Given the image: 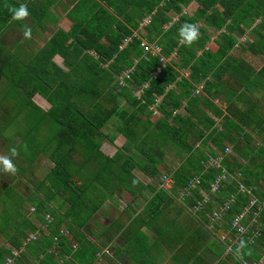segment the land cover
Returning a JSON list of instances; mask_svg holds the SVG:
<instances>
[{"label": "trees", "instance_id": "16d2710c", "mask_svg": "<svg viewBox=\"0 0 264 264\" xmlns=\"http://www.w3.org/2000/svg\"><path fill=\"white\" fill-rule=\"evenodd\" d=\"M191 1L77 0L70 9L67 8L70 28L67 31L57 29L36 54L27 61H20L11 46L5 45L7 38L13 37L18 41L15 31L23 28L24 32L26 26L31 28V36L37 31L46 30L50 22L55 21L51 9L58 8L62 1L0 0V68H7L5 73L9 76L13 75L8 70L9 64L19 71L13 84L15 90L28 98L38 92L47 98L51 107L63 101L61 90L74 88L78 91L74 95L75 99L73 96L53 116L59 130L54 144L52 143L51 152L54 153L50 158L54 163L51 174L60 183L57 193L71 203L64 217L78 240V247L72 257L81 264H97L96 246L85 239L81 232L78 233L86 218L100 205L99 202L90 205L89 210V200L99 199L93 191L85 194L88 188H92L90 184L93 180L100 184L111 174L112 177L118 175L116 178L123 181L122 174H128L136 167L146 176L154 178L159 172V162H165V154L170 152L180 157L181 162L174 169H167L173 184L169 189H157L154 196L156 207L159 208L158 201L164 199L176 201L178 192L187 186L192 176L197 175L200 176L199 188L196 192L191 191V197H185L186 202L195 204L201 198L199 189L209 192L210 182L220 172L214 166L207 168L205 163L210 157L223 153L226 147L224 141L230 139V129L233 126L238 129L237 124L230 123L231 119L223 116L222 110L211 100L221 94V87L224 89L227 84L231 86L233 81L242 86L250 80V76L243 77L246 74L233 79L222 78L229 71V66L240 67L242 63L241 60H230V51L236 40L232 35L235 28L228 23L229 18L241 21L246 10L251 11L248 15L258 16V7L262 6L264 9V6L257 0H195L198 5L189 15L183 12V8ZM21 5L27 7L29 15L22 20L12 19L13 14L9 9H18ZM239 7L242 8L238 10ZM146 16L150 19L142 31L139 23ZM174 16L176 19H173ZM200 21L204 26L197 25ZM186 23L195 24L198 28V38L191 44L180 35V29ZM208 26L217 30L224 28L214 41L217 45L215 50L206 47V43L210 41ZM143 41L158 47V53L152 54L149 49L146 50L142 45ZM256 44L253 49L264 50V37ZM88 50L95 55L89 54ZM173 53L177 55V60L170 58ZM56 54L63 58L67 70L52 61ZM185 69L190 70L188 77L182 75L181 70ZM124 72H128L129 77L124 76ZM85 73L88 74L86 84L90 86L78 90L82 86L79 78L84 77ZM198 79H204L202 91L211 96V99L195 94L194 83ZM226 89L225 98L230 100L234 95L232 86ZM182 108L186 116L178 112ZM205 109L214 116H223L221 125L230 127L219 131L214 117ZM53 111H48V114L53 115ZM156 113L157 116L152 119V115ZM107 123L111 125L108 128ZM182 128L195 140L201 141L202 145L210 142L206 151L200 149L199 145L194 147L183 138ZM112 129L122 134L125 141L112 157L103 156L100 146L106 140L112 144V137H108ZM77 142L89 152L88 159L79 166L74 164L72 158ZM234 149L238 150L235 146ZM257 150L255 154L260 156L261 149ZM239 154L243 156L242 153ZM89 162H92V168L85 179L81 172ZM116 163L118 168H114ZM221 164L229 172L227 178L217 192L210 193L211 202L199 213H209L215 202L221 203L232 193H237L232 176L235 171L241 173L245 185L251 186L259 198H264V185L260 181V178L264 179L263 171L254 173L249 166L245 167L237 158L227 155L223 157ZM260 167L264 170V164ZM73 175L79 177L80 184H74ZM89 177L94 179L89 181ZM41 187H45L43 183ZM46 190L43 200L36 204L38 211L47 212L55 219L49 222L48 230L38 244L45 249L53 243L54 236L59 235L54 230L55 223L64 221V217L57 216L55 209L48 205L55 194L50 189ZM247 201L246 193H237L236 202L225 216L226 227H229L232 215L239 212ZM151 205H148L146 211H152ZM259 218V227L264 234V211ZM24 233L15 239L14 247L21 246ZM25 244L26 249L32 245L37 246L33 242ZM65 244V241H61L60 247ZM6 252L10 254L9 251ZM3 262L4 259L0 257V264Z\"/></svg>", "mask_w": 264, "mask_h": 264}, {"label": "crops", "instance_id": "0c3cea01", "mask_svg": "<svg viewBox=\"0 0 264 264\" xmlns=\"http://www.w3.org/2000/svg\"><path fill=\"white\" fill-rule=\"evenodd\" d=\"M61 1L62 3L58 7L61 9V12L57 10L58 8L51 9V11L56 10L60 16L62 15L64 19L70 21L67 17V8L69 7L68 9H70L77 0ZM257 1L264 6V0ZM244 4H246V1H244ZM240 8L242 7H239L238 10ZM244 13L245 16L241 18V21L236 18H229L228 23L235 28L232 35L236 43L233 47L239 46L242 50L246 49L251 51V53L236 54L233 52L234 48H232L230 51L231 62L241 60L242 63L240 67L232 68L233 66H229V71L223 74L222 78L230 77L233 79L238 75L246 74L243 77L250 76V80L242 86L233 81V85L231 86L234 95L231 96L230 100H226L225 98V93L228 90L226 88H231L227 84L226 88L222 89L221 87V94L211 101L222 110L223 116L226 115L231 119L230 123L237 124L238 127L236 129L231 124L233 127L229 132L230 139L225 140L224 145L230 147V151L234 154L233 157L237 158L238 162L245 167L249 166V169L253 170L254 173H258L259 171L264 172L263 168L261 169L260 167V165L264 164V50H255L253 48L264 37V9L262 6H259L256 11L259 14L254 17L248 15V13H251L249 10L244 11ZM58 14L54 13L55 21L53 23L50 22V25L46 29L47 31H37L30 38L24 37V45L29 46L32 42V45L38 43L37 49L35 48L36 50L31 52L24 61L29 60L30 57L36 54L57 29L67 31L70 28L71 21L69 27L64 28ZM53 24L57 25V27L53 28ZM139 25L142 27L141 22ZM212 29L216 35L212 41H215L218 38L217 34L223 32L224 28L218 30ZM46 32L49 33L45 35L44 33ZM249 35L253 36L254 39L253 37H249ZM239 37H245V42L239 41ZM20 41L22 40H19L17 44ZM5 45L8 44L5 43ZM24 52L26 53L27 51ZM88 52L91 54L90 50ZM52 61L58 67L67 70L63 63V58L59 54L53 56ZM203 83L204 79H198L194 83V90L199 89L201 86L203 87ZM12 91L15 92L16 90L12 89ZM202 93L211 99V96L205 94L204 91ZM2 98L3 96H1ZM7 98L5 97L3 100ZM1 99L0 113L3 108L7 109L9 106L8 102ZM25 99L28 100V106L33 105L41 110L42 116L38 120V124L41 126L47 121H45L42 109L44 110L45 107L50 108L52 105L47 98L38 92ZM217 99L220 100V104L216 103ZM205 111L212 114L206 109ZM45 113L48 114L47 111ZM4 115L6 116V114ZM211 116L213 117L214 115ZM223 116H214L216 121L215 126L219 131L227 130L230 127V125L228 127L221 125L224 121ZM10 122L11 120L9 119L4 126L7 127ZM106 125L107 128L111 126L109 123ZM2 130L3 132L0 131V156L10 157L17 168L15 174H12L4 171L3 166L0 165V257H2V260L4 259L2 264H7L6 258L8 254L6 251L10 252L7 245L14 247L13 242L24 232L25 238L21 246L19 248L14 247L15 249H20L17 250L19 257H14L12 264H81L72 257L74 250L78 247V240L75 237V231L68 226V222L64 217V213L70 208L71 203L67 202L64 197L61 199L60 194L57 193L60 183L51 174L52 167H50V164L42 160L49 151L45 153V148L42 149L40 147V150L38 148L36 152L31 154V158L28 160L25 154L23 156L20 153L12 157L11 149L13 148L12 143L15 141V138L9 132H6V128ZM58 130L59 127L55 130L54 135L51 136L52 141L55 140ZM182 132L183 138L191 140L190 137L184 136L183 129ZM25 136L27 137L28 135L24 134V141H27V144L30 143V146L38 142V135H32V138H25ZM115 139H119L118 142H121L120 136ZM19 141L23 140L18 138L16 143H22ZM104 142L102 141L101 143L100 152L103 156L107 157H112L116 149L123 144L118 146V143L114 140L112 144L108 145L112 151H107ZM51 144L52 142L48 148L52 147ZM234 146L238 150L240 149L239 152L244 157L239 154L238 150L234 149ZM80 148L84 150L85 160H87L89 152H86L81 146ZM258 148L261 149L260 156L255 154ZM81 149L77 151L82 156ZM73 154L75 155V153ZM249 159L253 162H250ZM73 160L76 166L83 163L75 161L74 158ZM119 162L122 161L120 160ZM91 166L92 162L90 163ZM115 166L118 168L117 163ZM73 167L74 165H72V169ZM74 176L76 177L74 179L72 176L74 184H80L79 177L77 175ZM122 177L123 181L109 174L100 184L93 180L94 178L89 177V181H93L90 184L92 188H88L87 192L93 191L99 196V199L89 200V210L90 205L93 206L97 202L100 205L89 218H86L85 224L79 228L78 233L81 232L85 239H89L96 246L95 260L97 264H239L236 257L225 253L223 244L218 240V236L222 232L225 233L228 227L222 225L215 227L213 230L207 229L208 217L206 214L191 213L186 204L180 203L177 200L174 201L168 198L164 199V201H158L160 206L157 208L154 196L159 186L157 182L146 176L138 167L132 168L128 174L124 172ZM84 178L86 179V175ZM260 181H262V178H260ZM42 183L45 187L40 188ZM9 187H12V190L21 191L23 199L16 198L13 200L2 197V195L6 194V191H10L8 190ZM46 188L55 194L48 205L55 209L57 216L64 217V221L55 223L54 230L59 235L54 236L52 239L53 243L47 249L43 246H38L39 240L44 238V232L48 230L47 224L55 221V219L54 216L47 212L38 211L36 207V204H39L43 200V196L47 192ZM122 189L124 190L122 195L126 197L127 193L131 195V198L125 204H121L124 200L119 195ZM28 196H35L37 203H29L26 200ZM256 196L258 197L257 194ZM152 199L153 204L151 205ZM120 205L123 209H117ZM148 205L153 206L150 212L146 211ZM110 208L113 210L108 211ZM125 211L127 212L125 213ZM46 215L52 216V220L48 221ZM257 225L259 226V223ZM221 230L223 231L221 232ZM32 234H35L37 237L35 239L30 238L29 235ZM55 237L59 238V243L56 242ZM257 239L255 243L250 241L245 242V247L241 249V256L250 261L260 260L259 264H264V257L261 259V255L264 254V234L262 233ZM61 241L66 242L65 246L60 247ZM28 242L37 243V246L32 245L26 249L25 245L27 244L25 243ZM71 243H73L72 246Z\"/></svg>", "mask_w": 264, "mask_h": 264}, {"label": "rangeland", "instance_id": "374dc122", "mask_svg": "<svg viewBox=\"0 0 264 264\" xmlns=\"http://www.w3.org/2000/svg\"><path fill=\"white\" fill-rule=\"evenodd\" d=\"M197 2L195 0H192L189 5L185 6L183 8V12L184 13H187L189 15H191L192 11H194L197 7ZM68 7V5H66ZM62 8V7H61ZM69 8V7H68ZM59 12H61V9H57ZM55 11V12H54ZM53 12L57 15L58 13L56 12V10H54ZM61 14V13H60ZM58 16L60 17L61 19V22L63 24V27L64 28H68L69 25H70V21L68 19H64V17L61 15L58 14ZM148 17H145L144 20L141 21V25H145L146 22L145 20H147ZM173 19H176V16H174ZM64 20V21H63ZM66 20V21H65ZM58 24V23H57ZM197 25H203V23L200 21L197 23ZM204 26V25H203ZM53 28L57 27V25L55 26V24L52 25ZM213 27L211 26H208L207 27V33L210 35V41H208L206 43V47H209L211 48L212 50H215L217 48V45L215 44L214 41H212V39L216 36L214 34V31L212 29ZM47 31V30H46ZM143 31V29H142ZM23 33V28H20V31H15V35H17L19 37V40H22L20 41L18 44L17 42L19 41H16L13 37H8L7 38V41H5L6 44L8 45H12L10 48L12 49L13 53L18 55L19 57V60L20 61H24L26 60V57L31 53V52H34L37 48V44L36 43L35 45H32L33 42L28 46V45H24V35L22 34ZM49 32H46L44 33L45 35L48 34ZM233 34V32H232ZM219 34H217L218 36ZM16 36V37H17ZM249 37H253L251 35H249ZM245 37H239V41L241 42H245ZM254 39V37H253ZM12 41V42H11ZM10 43V44H9ZM25 43H27V41H25ZM17 44V46H15ZM36 48V49H35ZM234 48V47H233ZM24 51H27L26 53ZM158 51V49H156V52ZM233 52L236 53V54H244V53H251V51L249 50H242L241 47L237 46L233 49ZM91 53L93 55H95V53L93 51H91ZM200 53V52H199ZM171 59L173 60H177L178 57L177 55H175V53L172 54V56L170 57ZM57 61H59L57 59ZM60 63V62H59ZM62 66V64H61ZM8 70L12 71L13 75L12 76H9L7 75L5 72H7V68L4 69V70H1L0 68V99H1V96H3V98L1 100H3L5 97H8L6 100H3L5 102H8L9 106L8 108H3L2 112L0 113V131L3 132L2 129H9V131L6 130V132H9L12 136H14L15 138V141H13V148L16 149L17 153H20V154H25L26 156V159H30L31 158V154L36 152L37 149L39 148L40 150V147L45 151V153L47 151H49V153L44 157L42 158V160L46 161L48 164H50V167H53L54 166V163L53 161L51 160L50 156L51 154H53L51 152V148H48V146L50 145V143H54L51 139V136L54 135L55 133V130L59 127L57 121L55 122V120L53 119V116L54 114H56L57 112H59V108H61L63 106L64 103H66L68 100H70L74 95H76V93H78L77 90H75L74 88H71L69 90H61V94L63 96V101L62 102H59V104L51 107L50 108H44V110L42 109L43 111V116L45 117V121L41 126L38 124V120L39 118L42 116V112L39 108L37 107H34L33 105H27V101L25 98H26V95L23 96V94L18 90H16L15 92L12 91V89H15V86H13V84L15 83V80L16 78L18 77L19 75V71L16 69V67H14V65H11L9 64L8 66ZM182 73L185 75V76H188V74L190 73V70L189 69H185V70H181ZM182 74V75H183ZM86 75H88L87 73H85L84 77H80L79 78V84L82 85L81 87H78V90H82L84 88H88L90 86V84H86L88 79L86 77ZM183 75V76H184ZM202 87V86H201ZM201 87L196 90H194L196 93L195 94H198V95H203L202 91H201ZM76 96L73 97V99H75ZM215 98V97H214ZM9 99V100H8ZM213 99V98H212ZM160 100V99H159ZM4 103V102H2ZM1 103V104H2ZM61 103V104H60ZM217 104H220V100L217 99ZM40 107V106H39ZM51 110H54L53 111V115L50 114H46L45 112L47 111H51ZM56 112V113H55ZM179 113H181L182 115L186 116L185 114V111L184 109H180L178 110ZM6 114V116L4 115ZM210 115H213V114H210ZM157 116V113L152 115V119H154L155 117ZM214 117V116H213ZM11 120L10 124L6 127L4 126L8 120ZM109 126V125H108ZM9 127V128H8ZM110 127V126H109ZM183 129V128H182ZM111 134L108 136L109 138L112 137V140L116 143H118V146L121 145L122 143H124L125 141V138L122 136V134L118 133L117 130L114 131V129H112L111 131ZM8 133V134H9ZM184 133L186 137H190L191 140L189 139H186L188 140L191 144L194 145V147L196 146H200V149H205L204 151H206V147L208 144H210V142L207 144V145H202L201 141L199 140H195L190 134L189 132H187L186 130H184ZM24 134H27L28 136L27 137H30L32 138L33 136L32 135H38L37 138H38V142L33 145V146H30V143L27 144V141H24ZM18 136V137H17ZM121 138V142H118L119 139H115L116 137H119ZM25 136V138H27ZM18 138H21L23 141H19V142H22V143H16L17 139ZM48 139H51V140H48ZM194 139V140H193ZM32 142V141H31ZM109 144H111L108 140H106L104 142V145L106 146L107 148V151H112V149H110V147L108 146ZM197 144V145H195ZM52 145V144H51ZM80 146L82 147V145L77 142L76 145L74 146V151H72L74 154H72V157L75 159V161L81 163V162H84L85 159H86V156L84 154V150H82L80 148ZM83 148V147H82ZM41 149V150H42ZM81 149L82 150V156L81 154L77 151ZM86 150V149H85ZM87 152V150H86ZM232 151L226 153L227 157H233L234 154L233 152L231 153ZM61 154V153H60ZM55 156V154H54ZM82 157V158H81ZM139 158V157H138ZM165 162H159V165L157 166V169H158V173L157 175L152 178L155 182H157L158 186L160 187L161 186V182H164V184H166V182L164 181V177H168L167 175L168 172H167V169L168 168H175L180 162H181V158L180 157H177V156H174L173 153H166L165 154ZM83 160V161H82ZM210 161V162H208ZM209 163L206 167L208 168L209 166H215L217 167L215 164H213V157H210L207 162L205 163V165ZM90 163H87L86 165V168L84 170H82V174H83V177L86 175L89 174L88 172V169H90ZM116 168V166L114 167ZM225 167H222L220 168V170H224ZM76 170V169H75ZM85 174V175H84ZM170 176V175H169ZM232 176L233 178L235 179V182H236V189L237 187H239L238 182H242V178L243 176L242 175H237V178L234 176V174L232 173ZM114 177H118L117 176H114ZM73 178L76 179V177L73 175ZM172 179V178H171ZM113 182V181H112ZM262 185H264V179L262 178V181H261ZM247 186V185H246ZM167 187L170 188L172 187V181H169L167 183ZM191 188L188 190L187 187H184L183 189H181L178 194L176 195V200L178 202H183L184 204L187 205V207L193 212L194 211V206L191 205L190 203L186 202L185 201V197H191V190L192 191H197V188L199 187H196L195 186H190ZM251 187V186H250ZM8 190L10 191H6V194L2 195V197H5V198H8V199H23L22 196H21V191L19 190H12V187H9ZM124 190L122 189L120 191V197H122V199L124 200L121 204H125L130 198H131V195L127 193V197L125 195H122V192ZM205 191L203 189H199V193L202 194L204 193ZM11 193H13V195H11ZM248 195V199L252 196V195H256V193L253 191V188L251 187V190L249 192H244ZM85 194H89V192H86ZM59 196V195H58ZM61 196V195H60ZM148 196V195H146ZM64 196H61V199L63 198ZM147 198V197H146ZM142 199V197H141ZM26 200L29 202V203H35L36 202V198L35 196H28L26 198ZM198 200V199H197ZM143 201V200H142ZM113 202V201H112ZM248 202V201H247ZM218 201L215 202L212 206V209L218 207ZM111 206V205H110ZM119 208L117 209H123L121 208V205L118 206ZM110 210H113V209H109L108 211ZM119 211V210H118ZM127 211H125L126 213ZM194 213H199V212H195ZM200 214V213H199ZM208 217V214L205 213ZM227 214V213H226ZM46 218L48 219V221L52 220V216L50 215H46ZM209 222V220H208ZM208 222L206 224V227L209 229V230H213L215 227L217 226H224L225 225V222H226V218L225 216L221 217L220 219H211L210 220V223L212 225V227H209L208 226ZM258 223H259V218H258ZM48 226V224H47ZM262 226L264 227V224H262ZM223 228V227H221ZM223 230H221L222 232ZM227 231V230H226ZM225 231V232H226ZM64 233V232H63ZM65 234V233H64ZM30 238L32 239H35L37 236L34 234L32 235H29ZM56 238V242L59 243V238L58 237H55ZM244 238H242L243 240ZM218 240L220 241V243L222 244H225L226 246V249L224 248L225 250V253L230 255V256H233V257H236L235 253H236V248L240 245V241H235V239L231 238V237H227V235L225 233H221L219 236H218ZM258 239H254L252 241V243H255ZM41 241V239L39 240ZM247 242H249L247 240ZM231 243V244H230ZM73 245V243H71V246ZM232 245V246H231ZM7 247H9V250H10V254L7 255L8 257L6 258L7 259V264H12L13 260H14V257L18 258V251L17 250H20V249H15L14 247H11L10 245H7ZM20 255V254H19ZM237 258V257H236ZM243 258V256H241L240 258H237L238 261L240 262V259ZM240 264V263H239Z\"/></svg>", "mask_w": 264, "mask_h": 264}, {"label": "built area", "instance_id": "2783aa9c", "mask_svg": "<svg viewBox=\"0 0 264 264\" xmlns=\"http://www.w3.org/2000/svg\"><path fill=\"white\" fill-rule=\"evenodd\" d=\"M149 19L150 18L148 16L147 20H145L146 22L145 25L148 24ZM145 25H141L142 27L140 28L143 29ZM142 45L144 46L146 50L149 49L152 54L158 53V51L156 52V49H158V47L153 46V45H148L144 41L142 42ZM123 75L126 77H129L128 72H124ZM230 150H231L230 147L226 146L224 148L223 153H218L216 157H213V164L217 166L216 168H219V169L222 168L221 160L226 155V153L230 152ZM208 164L209 163H207L205 166H207ZM228 173L229 172L226 169L220 170V172L214 177V179L209 184V192L205 191L202 194L201 198L196 200L195 204H192L195 208L194 209L195 212L202 211L204 207L206 206V204L211 202L212 195L210 193L217 192L219 190L223 181L227 178ZM233 174L236 178H237V175H241L239 171H235ZM167 176L168 177H164V181L166 182V184H164V182H161V186H160L165 189H169L167 187V183L169 181H172V184H173V180L171 179V177L169 175ZM237 185H239V187H237L236 189L237 193L249 192L251 190V187L246 186L243 182H238ZM190 186H195V188L199 187L200 186V176H197V175L192 176L189 179V182L186 186L188 190L191 188ZM237 193H232L228 198H225L224 201H222L221 203L217 205L218 207L214 209L211 208V211L207 213L208 220H209V222L208 221L207 222H208L209 227H212L210 223L211 219L213 220L220 219L221 217L226 216L229 213L232 205H234V203L236 202ZM262 211H264V198L261 199L257 197L256 195H252L248 199V202L240 209V211L232 215V218L229 223V227L227 231L225 232L227 237H231L235 239L236 242L242 238L250 242H252L256 238H259L262 234V229L257 224H258V218L260 217ZM224 248L226 249L225 244H224ZM263 257H264V254L261 255V259ZM259 262L260 260L250 261V260H246L245 258H241L239 263L240 264H259Z\"/></svg>", "mask_w": 264, "mask_h": 264}, {"label": "clouds", "instance_id": "9594fccd", "mask_svg": "<svg viewBox=\"0 0 264 264\" xmlns=\"http://www.w3.org/2000/svg\"><path fill=\"white\" fill-rule=\"evenodd\" d=\"M10 12H12V19L14 20H22L25 19L29 12L25 5H21L18 9L17 8H10ZM25 38L31 37V28L25 27L23 32ZM181 37L188 43H193L198 38V28L195 24L186 23L180 29ZM17 155V151L15 148L11 149V156L15 157ZM0 165L3 166V170L12 174H15L17 171L16 166L13 164L12 159L8 156H0ZM245 247V242L241 239L240 245L236 248V257H241V249Z\"/></svg>", "mask_w": 264, "mask_h": 264}]
</instances>
